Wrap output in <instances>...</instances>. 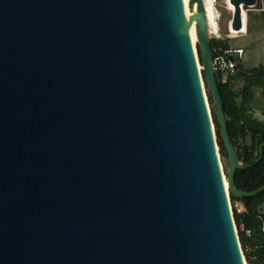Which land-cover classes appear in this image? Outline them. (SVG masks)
<instances>
[{
  "label": "water",
  "instance_id": "95a60500",
  "mask_svg": "<svg viewBox=\"0 0 264 264\" xmlns=\"http://www.w3.org/2000/svg\"><path fill=\"white\" fill-rule=\"evenodd\" d=\"M231 28L262 0H230ZM0 0V264H246L198 68L202 0ZM264 142L258 147L257 162Z\"/></svg>",
  "mask_w": 264,
  "mask_h": 264
},
{
  "label": "trees",
  "instance_id": "16d2710c",
  "mask_svg": "<svg viewBox=\"0 0 264 264\" xmlns=\"http://www.w3.org/2000/svg\"><path fill=\"white\" fill-rule=\"evenodd\" d=\"M219 43L226 45L227 41H220ZM219 43L210 39L211 49ZM198 54L201 62L199 49ZM255 75H264V68H254L249 77L251 80L240 90H235L232 80L237 75L222 81V75L218 74V85L229 134L235 147L241 145L236 152L238 161L247 165L238 169L235 175V185L243 191H252L264 184V147L261 158L255 162L258 157V147L264 142V122L257 120L251 113V102L254 97L252 87L255 84L253 77ZM238 98H240V102L237 101ZM214 120L220 150L226 157L219 125L216 118ZM247 138H249L248 143ZM231 201H240L244 206L242 212L234 210L233 217L239 231V241L247 264H264V190L257 195L244 199H236L231 195ZM246 230H250V235L246 234Z\"/></svg>",
  "mask_w": 264,
  "mask_h": 264
},
{
  "label": "crops",
  "instance_id": "0c3cea01",
  "mask_svg": "<svg viewBox=\"0 0 264 264\" xmlns=\"http://www.w3.org/2000/svg\"><path fill=\"white\" fill-rule=\"evenodd\" d=\"M262 5L263 7L261 9H252L249 11H246V7L241 6L243 11L242 34L230 38L235 39L233 43L230 41L232 44L242 46L246 53H244L246 57L243 56L239 65L236 78L232 80V85L235 90H240L251 80L249 77L254 68H264V0H262ZM249 59H252L253 66L245 69L243 60ZM253 78L255 84L252 87L254 97L251 102V113L257 120L264 122V75H255ZM237 101L240 102V98ZM248 142L249 138H247Z\"/></svg>",
  "mask_w": 264,
  "mask_h": 264
},
{
  "label": "rangeland",
  "instance_id": "374dc122",
  "mask_svg": "<svg viewBox=\"0 0 264 264\" xmlns=\"http://www.w3.org/2000/svg\"><path fill=\"white\" fill-rule=\"evenodd\" d=\"M214 4L216 5L215 6V10H216V14L218 15V24H219V30H220L219 33L222 34V35H225L226 33H229L231 35H235L236 34L235 32H237V31L233 32V31L229 30V24H230V20H231V15L233 13V5L230 3V0H215ZM231 30H233V29H231ZM208 36L210 37V39H212L214 37V34L211 33V32L209 33V31H208ZM234 40L235 39H229V41H232V43H233ZM194 46L197 47V42L194 43ZM197 54H198V49H196V55ZM251 54L253 55V53H251ZM255 56H257V55H255ZM197 57H198V67H199V72H200V78L202 80V87H203V91L205 92L204 95L206 96V101H207V103L209 105L208 106V108H209L208 110H209L210 115H211L212 128L214 130V137H215V141H216V149H217V152H218V159H219V163H220V168H221V171H222V175H223L224 181L227 180L226 182L228 184V179H227L228 162H227L226 157L221 153V150H220V146H219V142H218V136H217V128H216V123H215V120H214L215 119V115H214V112L211 109V96L209 94L208 88L205 85V81L203 79V67H202V64H201V62L199 60V54L197 55ZM244 57H246V56H244ZM249 60H243V66H244L245 69L248 68V67L253 66L252 59L250 61ZM240 147H241V145L235 147L236 152H237V148H240ZM240 163L242 164V162H240ZM227 189H228V185L226 187V192H227L228 202H229V206H230V209H231L232 213H233L234 210H236L237 212H242L243 209H244V206H243L242 202H240V201H234V202L231 201V195H230V193H229V191ZM234 225H235V228H236V233L239 234L238 233L239 231H238V228H237L235 222H234ZM238 238H239V235H238ZM242 255H243L245 263L247 264L246 259H245L244 254H243V251H242Z\"/></svg>",
  "mask_w": 264,
  "mask_h": 264
},
{
  "label": "built area",
  "instance_id": "2783aa9c",
  "mask_svg": "<svg viewBox=\"0 0 264 264\" xmlns=\"http://www.w3.org/2000/svg\"><path fill=\"white\" fill-rule=\"evenodd\" d=\"M257 1V0H256ZM231 3V2H230ZM251 8L255 9H261L263 5L259 8L253 6H249ZM234 10V6H233ZM218 16V15H217ZM231 20L229 24V30L230 31H237L235 32V35H231L229 33H226L225 35H222L219 33V24L216 33L214 34V39L216 42H226L225 44H217L214 46L212 50V64L215 72L222 75V81H226L228 77L236 75L239 65L243 59L245 49L242 46L232 44L229 39L232 37H236L241 35V29L240 30H231ZM264 230V228H263ZM246 234L250 235V230H246Z\"/></svg>",
  "mask_w": 264,
  "mask_h": 264
},
{
  "label": "bare ground",
  "instance_id": "6f19581e",
  "mask_svg": "<svg viewBox=\"0 0 264 264\" xmlns=\"http://www.w3.org/2000/svg\"><path fill=\"white\" fill-rule=\"evenodd\" d=\"M194 1L195 0H182V5H183L184 14L186 15L190 23L191 36H192L193 42L195 43L197 42V36H196L195 28H194V22H193V19L191 18L192 12L190 11V5H192ZM214 1L215 0H202L204 4V11H205L206 19H207V28H208L209 33L210 32L216 33L217 28H218V16L216 14V10H215L216 5L214 4ZM226 181L227 180L224 181L225 188L228 185Z\"/></svg>",
  "mask_w": 264,
  "mask_h": 264
}]
</instances>
